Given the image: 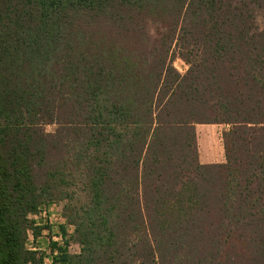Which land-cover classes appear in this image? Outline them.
<instances>
[{
	"label": "trees",
	"instance_id": "obj_1",
	"mask_svg": "<svg viewBox=\"0 0 264 264\" xmlns=\"http://www.w3.org/2000/svg\"><path fill=\"white\" fill-rule=\"evenodd\" d=\"M255 8L0 0V264H264ZM197 125L230 127L225 164H201ZM55 204L63 246L30 249Z\"/></svg>",
	"mask_w": 264,
	"mask_h": 264
},
{
	"label": "rangeland",
	"instance_id": "obj_2",
	"mask_svg": "<svg viewBox=\"0 0 264 264\" xmlns=\"http://www.w3.org/2000/svg\"><path fill=\"white\" fill-rule=\"evenodd\" d=\"M254 16H255V24L258 29H262L264 26V21H263V13L261 10L258 8L254 9ZM153 32V31H152ZM155 33V32H153ZM179 51H177L175 48L172 51L171 58H172V64L173 67L181 74L185 75L187 71L189 70V66L178 56ZM56 127L55 126H45V131L47 133H54ZM230 129L229 126L225 125H197L196 126V134H197V145H198V150H199V155L200 151L209 159L210 161L216 162L221 159H223L226 163V158H225V152H224V146H223V139L222 135L224 132H228ZM211 154V155H210ZM56 206V207H55ZM49 208V207H48ZM46 208V209H48ZM57 208L62 211L63 206L62 205H51L49 208L48 214L56 215L58 214ZM47 214V215H48ZM35 220V219H34ZM37 225H42V226H47V230L45 231L46 234H48L47 231H51L52 227L54 229L52 232H56L57 229L55 228V225H51L49 222L46 221V219H37L35 220ZM44 233V234H45ZM38 242V243H37ZM37 242H34L33 238L30 237L28 247L30 249H39L43 252L47 250V247L49 246V241H48V235H46V238H40ZM234 243L235 248L229 249V253L232 256L235 253L240 254V244L236 242L234 239L232 241ZM75 247H72V252H75ZM50 259L47 260V264H50Z\"/></svg>",
	"mask_w": 264,
	"mask_h": 264
},
{
	"label": "crops",
	"instance_id": "obj_3",
	"mask_svg": "<svg viewBox=\"0 0 264 264\" xmlns=\"http://www.w3.org/2000/svg\"><path fill=\"white\" fill-rule=\"evenodd\" d=\"M211 155V154H210ZM207 157L208 156H206L205 157V155L200 151V162H201V164H203V165H211V164H225V161L223 160V159H221V160H219V161H216V162H213V161H210L209 159H207ZM51 207V206H50ZM49 207V208H50ZM56 207V206H55ZM49 208L48 209H46V214L44 215L43 214V212L42 213H40L39 215H37V216H35L34 217V219L35 220H37V219H46V221L47 222H49L51 225L53 224V225H55V228L57 229V231L56 232H52V230L54 229V227H52L51 229V231H47L48 232V234H46L45 233V231H44V233L45 234H43L44 235V239L46 238V235H48V241H50V242H54V243H57L60 247H62L63 246V238H62V233H61V230H60V228L63 226V225H65V221H64V219H63V217H62V211L61 210H59L58 208H57V211H58V214H56V215H52V214H48V211H49ZM48 214V215H47ZM41 225V224H40ZM73 232H74V229L73 228H71V227H69L68 229H67V233L69 234V235H72L73 234ZM43 238V237H42ZM38 243V242H37ZM49 245V244H48ZM75 247V252H72L71 250H72V247ZM79 247L77 246V245H71L70 247H69V251H70V253H72V254H77V253H79ZM45 252H47V254H50V250H49V246L47 247V250L45 251ZM50 264H51V262H50Z\"/></svg>",
	"mask_w": 264,
	"mask_h": 264
},
{
	"label": "built area",
	"instance_id": "obj_4",
	"mask_svg": "<svg viewBox=\"0 0 264 264\" xmlns=\"http://www.w3.org/2000/svg\"><path fill=\"white\" fill-rule=\"evenodd\" d=\"M43 214H44V215L46 214V210L43 211Z\"/></svg>",
	"mask_w": 264,
	"mask_h": 264
}]
</instances>
